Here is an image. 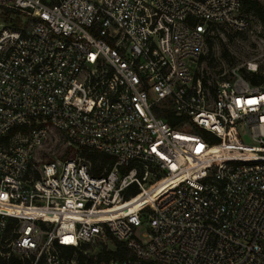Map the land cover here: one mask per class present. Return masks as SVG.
<instances>
[{
  "label": "built area",
  "instance_id": "built-area-1",
  "mask_svg": "<svg viewBox=\"0 0 264 264\" xmlns=\"http://www.w3.org/2000/svg\"><path fill=\"white\" fill-rule=\"evenodd\" d=\"M249 22L241 0H0V264H264V69L199 66ZM51 127L80 153L38 157Z\"/></svg>",
  "mask_w": 264,
  "mask_h": 264
},
{
  "label": "rangeland",
  "instance_id": "rangeland-1",
  "mask_svg": "<svg viewBox=\"0 0 264 264\" xmlns=\"http://www.w3.org/2000/svg\"><path fill=\"white\" fill-rule=\"evenodd\" d=\"M261 1L264 3V0ZM248 15L250 22L244 29L236 30L223 25L212 30L199 64L205 73L216 78L221 72L226 75L231 66L252 59L258 61L261 70L264 69V25L252 11H248ZM246 75L249 76V73ZM78 153V147L70 143L64 133L51 127L37 156L52 159L75 157Z\"/></svg>",
  "mask_w": 264,
  "mask_h": 264
},
{
  "label": "trees",
  "instance_id": "trees-1",
  "mask_svg": "<svg viewBox=\"0 0 264 264\" xmlns=\"http://www.w3.org/2000/svg\"><path fill=\"white\" fill-rule=\"evenodd\" d=\"M241 2H242L243 11L246 14H248V11H252L258 16V18L262 21L264 25V3L262 1L261 0H241ZM214 28H216V26H214ZM250 78L253 82H258L259 80L263 78V76L252 75L250 76ZM20 127L23 129H27L26 125L15 126L10 130L9 134H11L15 129L20 128ZM81 153L91 160L94 173L99 172L100 167L102 166L103 163L107 161L111 163L113 161V157L106 153H102L98 151H86V150H82ZM137 192H138V188L132 187L129 189L126 196L135 195ZM116 245L118 248V252L109 251V252H106L104 256L105 257H110V256L119 257L122 255H126L128 253L124 250V247L122 246V244L116 242Z\"/></svg>",
  "mask_w": 264,
  "mask_h": 264
},
{
  "label": "bare ground",
  "instance_id": "bare-ground-1",
  "mask_svg": "<svg viewBox=\"0 0 264 264\" xmlns=\"http://www.w3.org/2000/svg\"><path fill=\"white\" fill-rule=\"evenodd\" d=\"M139 198H140V197H137V198H135L134 200H132V201L126 203V204L124 205V206L126 207L125 209L132 208L133 205L139 201Z\"/></svg>",
  "mask_w": 264,
  "mask_h": 264
}]
</instances>
